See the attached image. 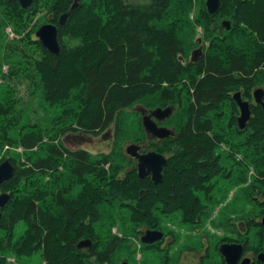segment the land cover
<instances>
[{"label": "trees", "instance_id": "16d2710c", "mask_svg": "<svg viewBox=\"0 0 264 264\" xmlns=\"http://www.w3.org/2000/svg\"><path fill=\"white\" fill-rule=\"evenodd\" d=\"M5 1L22 11L17 21L25 17L24 25L28 27L27 15L38 11L43 0H34L29 9H23L17 0ZM44 1L49 13L47 22L59 29L61 53H50L34 37L37 31H32L27 38L30 44H25L14 60L7 59L12 72L3 76L7 83L0 86V100L11 105L0 104V153L5 147L23 150V154L13 155L8 151L2 160L10 159L15 172L0 186V191L11 195L6 207L0 209V232L5 234V241L0 243V264H10V255L21 259L35 253H40L47 264H93L89 263L93 256L98 258L96 263L105 264L122 240H104V229L111 234L118 220L126 216L136 236L147 230L164 231L159 221L172 214L196 227L201 215L214 211L205 208L203 200L215 187L208 180L215 177L210 172L216 163L214 146L222 144L227 147L226 154L230 150L245 154L248 170L242 182L248 181L249 167L254 168L258 185L259 179L262 181L257 195L249 190L246 197L254 203L252 211L261 210L260 218L251 220L255 227H262L256 235L263 244L264 200L260 195L264 197V111L253 105L251 120L245 130H240L236 117L239 108L232 93L241 92L244 100L254 103V91L264 89V75L255 72L264 69V0H222L216 15L209 14L204 4L212 32H226L234 38L224 35L220 43L227 45L223 51L208 54L209 59H201L200 66L191 70L179 57L193 44L195 36L182 40L178 32L183 22L168 19L174 13V0H152L145 5L127 0H80L74 11L73 0ZM65 13L67 22L59 26ZM9 21L12 23L13 18ZM224 21L231 22L230 30L223 26ZM253 44L262 47L252 48ZM19 79L28 81V91L38 94L43 102V117L31 123L27 118L35 112H24L27 118H23L19 107L23 99L16 98L17 91L11 85ZM181 79L185 80L184 89L179 86ZM142 98L157 101L149 102L152 108H177L180 103L190 108V120L177 131L180 138L192 140L182 141L176 166L173 140L152 144L155 151L169 157L159 185L151 179H139L133 160L128 158L129 167L117 162L125 156L117 154V143L125 135L119 113ZM15 103L17 107L13 108ZM75 116L78 120L72 121ZM212 126L214 137L208 134ZM234 127L238 133L227 132ZM109 129L114 130L116 143L108 154L94 156L63 141L69 132L99 136ZM243 134L244 138L236 140ZM136 137L134 144H139ZM203 155L208 166L193 171L192 158L199 160ZM228 157L235 163L238 160L236 154L228 153ZM232 165L242 178L244 164ZM248 216L252 218L251 212L242 214L247 223L243 236L252 231ZM187 217L192 221H186ZM21 223L25 229L15 238V228ZM96 224L101 230L98 237ZM85 239L92 240L93 247L79 250L78 243ZM103 241L107 248L96 252ZM161 244L144 247L162 251Z\"/></svg>", "mask_w": 264, "mask_h": 264}, {"label": "rangeland", "instance_id": "374dc122", "mask_svg": "<svg viewBox=\"0 0 264 264\" xmlns=\"http://www.w3.org/2000/svg\"><path fill=\"white\" fill-rule=\"evenodd\" d=\"M127 1L130 3L145 5L149 4L152 0ZM206 1L207 0H179L178 3L177 0L173 1V3L176 4L172 8L174 13L169 16L168 19L183 22V25L178 32L179 37L182 40L187 41L195 36L193 39V44H189L186 53L181 54L179 57V59L182 60L185 65L190 64V61L196 52L200 51L201 54L199 55L203 56V58L207 60L210 58L208 54L212 56L216 54V52L219 53L220 51H223L224 46L227 45L220 43L224 35L227 36V39L230 37L234 38L233 36L226 34V32H212V28L209 26V20L207 21L204 14V4H206ZM21 14L22 11L15 7L11 8L8 6L5 0H0V86L7 83V80L4 79L3 76H9L12 72V67L7 63V59L11 57L12 60H14V56L18 55V52L22 50V47L25 44H30L29 40L27 39L29 33L31 34L32 31H37L41 26L48 24L47 21L49 18V13L48 9H46V2L44 0L40 2V9L38 11L30 12L27 15L26 21L28 27L24 25L25 17L21 21H17L19 18H21ZM10 17L13 18V21H11L12 23H7L10 22ZM213 42L215 43L213 44ZM213 47H216V49H212ZM260 47H262V44H253L252 46V48ZM32 50L35 55L39 56V52L36 49ZM247 54L248 52H246V55ZM18 62L19 60L13 63ZM250 70V67H248L246 71L248 77V72ZM255 72H259L260 75H264V69H257ZM188 77L189 75L185 76V78ZM184 81V79H181L179 84L181 89H184ZM11 85H13L17 91L16 98L23 99L24 105H19L20 109L23 110V118L26 117L24 112H35V115L32 114L29 116L28 114L30 118L26 117L27 123L36 121L38 116L43 117V102L41 98H39L38 94L32 95L30 91H28L27 88L29 86V82L19 79L11 82ZM164 87H167V84H165ZM182 93L186 95V93ZM149 102L154 103L157 101ZM149 102L142 98L140 102H136L132 107L122 110L119 113L120 118L122 119L121 125L125 135H123V139L119 140L117 143V149H119L117 154L123 156L125 155L126 157H120L117 159V162L123 166H130L127 165L129 160L126 154V146L131 143H135V135H137L136 138L139 143H145L147 140H149L143 128L141 115L138 108L139 105H142L147 109H153L150 107ZM0 104L6 103L2 99L0 100ZM15 107H17V103L13 105V108ZM177 108L176 112L174 111L175 114H173L170 121L168 122V126L170 128H174L176 133H178V128L180 129L181 126L187 124V122L190 120L188 113L190 108L188 109L185 103L178 104ZM17 113H19V110ZM207 117H209V114ZM39 120L42 122L43 119ZM76 120H78L77 116L72 117V121ZM225 123L227 124V122ZM235 127L231 128V131L227 130V132L231 133L236 131ZM134 132H136V134ZM209 132L215 133V127L212 126L211 131L209 130ZM81 133L83 132H69L64 135L65 137L63 136V141L67 144V146L73 149H84L93 153L94 156L103 153L108 154L115 147L116 141L113 129H109L99 136L83 135ZM211 136L213 137V134ZM245 136V134L239 135L236 140H240ZM224 137L226 138V135H224ZM220 139L224 140L222 137H220ZM146 144L147 146L149 145V143ZM220 148H222V153L224 154V158L226 160V168L228 169V167H232V164L236 165L237 161L235 163L233 160L234 158H229L228 153L226 154L227 147H225V145H219L217 150H214V153H216ZM8 149V147H5L0 153V163L8 151H11V155L15 153L23 154V150L21 148ZM174 156L176 157L177 155ZM249 168L250 170L247 174L249 178L247 182H242L245 172L248 170L247 164L244 165L242 169V178L238 177V179H236L235 177H228L225 175L224 180L218 181L215 179V183L211 185H214L215 187L210 189L208 197L203 200V204L206 206L205 208H214V211L211 214L208 211L206 215H201V223L196 227L190 223L187 224V222L183 221L182 217L178 214L162 217L159 222L164 228L163 232L167 234L166 236H169L171 240H174L173 244H170L169 240H166L165 244H161L160 247L162 248V251L157 248H145L144 244L140 241L141 235L136 236L132 231V227L129 223L130 219L127 216L118 220L119 225L113 227L111 234H107L108 228H105L104 230L106 231V234L103 236L104 240L105 238L109 237L110 240L113 237H118L122 240L121 246L116 248L112 258L109 260V264H124L126 262L128 264H177L175 262L176 259L178 260V264H185V261L198 258L202 252H206L207 257H204L200 260L201 264H222V256H220L221 254L219 253L218 248L221 243L224 242L244 243L248 252L247 254L258 255L260 252L264 251V241L262 244L261 240L257 239L258 237L256 235L259 233V230L262 229V227H255L254 221L251 220L257 218L261 210L253 209L254 211H252L251 208L254 203H249V199L246 197V193L249 192V190H251L253 194L257 195V186H261L262 181L259 179L258 185V179L254 168ZM229 180H232V182ZM255 196H253V199H255ZM260 199L264 200V197L260 195ZM244 212H251L252 216V218L250 216L247 217V222L251 223L250 226L252 231L249 230V233L245 236H243V234L239 235L237 232L238 223H242L241 228L244 230V232L247 230V223L246 221L242 220V214ZM188 220L189 219L187 217L186 221ZM24 229V224H19L18 227L15 228V238H18ZM95 230V235L98 237L101 231L100 228H98V225ZM100 239H102V237H100ZM2 241H5V234L0 232V243ZM106 243V241L100 242L97 246L96 252H103L107 248ZM188 253L192 255L186 260ZM97 259L98 258L96 256H93L89 260V263L98 264L96 263ZM8 262L10 264H47L43 260L40 253H35L31 257L26 256L21 259H17L16 257L10 255Z\"/></svg>", "mask_w": 264, "mask_h": 264}, {"label": "water", "instance_id": "95a60500", "mask_svg": "<svg viewBox=\"0 0 264 264\" xmlns=\"http://www.w3.org/2000/svg\"><path fill=\"white\" fill-rule=\"evenodd\" d=\"M23 9H29L34 0H17ZM80 0H73L71 10L74 11L79 8ZM222 0H207L206 7L208 13L216 15L221 8ZM68 14L65 13L60 17L59 26H64L67 22ZM231 22L224 21L223 26L227 29H231ZM36 36L42 43L45 49L50 53L59 55L61 53V45L59 42V29L57 25L46 24L41 26ZM200 54V52H198ZM254 104L243 99L241 92H237L233 95V100L236 102L240 115L238 116V127L240 130H245L249 121L252 118V106L259 105L264 111V89L258 88L253 93ZM175 108L168 107L166 109L156 108L148 116L143 117L142 124L146 133L155 139L160 141L169 139L175 136V131L168 127L158 126V122H164L173 116ZM141 147L138 144H129L126 148V154L132 158L138 160V178L143 180L147 179L148 176L152 177V181L155 185H159L163 182L164 170L168 165V159L157 152L151 151L147 154H140ZM15 167L10 159H6L0 163V186L11 180L14 176ZM11 195L0 191V209H4L9 203ZM2 219V212H0V220ZM262 225L264 226V218L262 219ZM165 233L160 230H147L141 237L140 241L144 245H154L163 241ZM78 249H91L93 242L90 239L82 240L78 243ZM244 252L242 245L237 244H224L220 247V253L225 258L227 264H238L241 256ZM258 260L264 264V252L259 254ZM124 264H128L127 262ZM241 264H251L250 259H244Z\"/></svg>", "mask_w": 264, "mask_h": 264}, {"label": "flooded vegetation", "instance_id": "af4514ba", "mask_svg": "<svg viewBox=\"0 0 264 264\" xmlns=\"http://www.w3.org/2000/svg\"><path fill=\"white\" fill-rule=\"evenodd\" d=\"M48 24H51V23H48ZM54 25H55V24H54ZM34 37L36 38V40L39 41V39H38L37 36H36V32H35V34H34ZM199 52H200V51H199ZM200 54H201V52H200ZM201 59L205 60V58H203V56H200V55L198 54V52L194 53V55H193V57H192V59H191V61H190V64L186 65V67H188L190 70L193 68V66H197V67H199V66H200V60H201ZM184 65H185V64H184ZM235 93H236V92H233L232 94H235ZM245 101H246V100H245ZM254 102H255V100H254ZM250 103H251V102H250ZM251 104H254V103H251ZM168 107H173V106H166L165 108H162V109H166V108H168ZM138 108H139V111H140V115H141L142 120H143V117L148 116L149 114H151V112H152L153 110L156 109V107L153 108V109H150V108L147 109V108L143 107L142 105H139ZM158 108H160V107H158ZM173 108H174V107H173ZM175 110H176V108H175ZM239 115H240V110L238 111V114L236 115L237 120H238V116H239ZM170 118H171V117H170ZM170 118L167 119V120L164 121V122H158V126H160V127H168V128H170V127L167 125L168 122L170 121ZM237 126H238V122H237ZM143 128H144V127H143ZM172 129L175 131L174 128H172ZM144 130H145V129H144ZM145 133H146V131H145ZM208 134L212 135L211 132H208ZM146 135H147V137L149 138V140H147L145 143H139V144H138V145L141 147V150H140V154H141V155L147 154V153H149V152H151V151L157 152V151H155L154 148L152 147V144H154V143L160 144V142H161V141L158 140V139H155V138H153V137H150L147 133H146ZM179 136H180L179 133H176V131H175V136H173V137L170 138L171 140H173V143H172L171 149H172L173 153H175V155H176L179 151L182 150V147H181V146H182V141H186L187 139L192 140V138H180ZM213 137H214V136H213ZM193 139L196 140V138H193ZM146 143H149V145L147 146ZM131 144H132V143H131ZM201 145H202L201 147H203L204 150H206V147H205L203 144H201ZM190 147H191V146H190ZM126 148H127V146H126ZM214 150H217V147H216V146H214ZM222 152H223V151H222V148H220V149L214 154L213 159L216 160V163H213V164H212V165H213V169H211L210 172H211V174H213L214 176H217V177H214L212 180L209 179V180H208V183H212V184L215 183V179H217L218 181L224 180L225 175L228 176V177H235L236 179H238V177L240 178V176H239L238 174L235 173L234 169H233L231 166L228 167V169L226 168V160H225V158H224V154H223ZM157 153H159V152H157ZM228 153H229V155L236 154V156L238 157L237 163H243L244 165L247 164V160L245 159V154H244L243 152H239V150H236V151H235V150H230V151H228ZM159 154H161V153H159ZM162 155H163V154H162ZM164 156H165V155H164ZM127 157H128L130 160H133V161H134L133 168H134V169L136 168V170H137V172H138V168H137V166H138V160L135 159V158H132V157H130V156H128V155H127ZM165 157H166L167 159H169L168 156H165ZM192 160H193V161H191L190 164H191V168H192V170L195 171V172H199L200 169H201L200 167H202V166H204V167H207V166H208V162H207V160L205 159L204 155H203V156H200V159H199V160H198V158H195V157H193ZM173 161H174V165L176 166V165L178 164V158L175 157V158L173 159ZM217 163H218V164H217ZM216 164L218 165V168H215V167H216ZM205 169H208V168H205ZM225 173H226V174H225ZM147 179H151V180H152V177H151V176H148ZM229 181L232 182V180H229ZM237 227H238L237 232H238L239 235H241V234H245L244 230H242V228L240 227V223H238ZM166 240H169V241H170V244H173V242H174V240H173V239L171 240V238H170L169 236H165L164 239H163V241H161V242H163V244H165V243H166ZM157 244H158V243H156V244H154V245H157ZM224 244H237V245H242V246H243V248H244V252H243V254H242V256H241V259H240V261H239L238 264H241L242 261H243L244 259H250V260H251V264H262V263L258 260V256H259V254L263 253L264 251L260 252L258 255L247 254L248 252H247V250H246V247L244 246V245H245L244 243H241V242L226 243V242H224V243H221L220 246H222V245H224ZM220 246H219V248H218L219 253H220ZM220 254H221V253H220ZM191 255H192V254L188 253V255L186 256V260H187L188 257L191 256ZM220 256H222V254H221ZM204 257H207L206 252H202V253L199 255L198 258H195V259H191V260L185 261V264H201V263H200V262H201L200 260L203 259ZM109 262H110V261H106L105 264H109ZM175 262L178 264V260H177V259L175 260ZM222 264H227V263H226V260H225V258H224L223 256H222Z\"/></svg>", "mask_w": 264, "mask_h": 264}]
</instances>
